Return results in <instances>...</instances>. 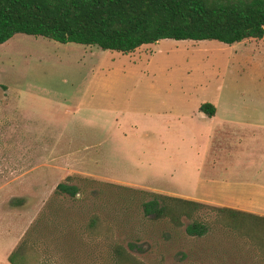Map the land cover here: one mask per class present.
I'll return each mask as SVG.
<instances>
[{
  "label": "rangeland",
  "instance_id": "1",
  "mask_svg": "<svg viewBox=\"0 0 264 264\" xmlns=\"http://www.w3.org/2000/svg\"><path fill=\"white\" fill-rule=\"evenodd\" d=\"M198 102L216 104L230 121L206 142L219 161L214 177L237 189L264 183V39L166 38L128 53L22 33L1 43L0 200L3 209L23 210L14 248L22 261L127 264L114 254L123 246L138 260L130 264H264V222L254 217L233 225L219 205L197 201L203 205L192 219L181 217L176 226L143 211L154 195L178 197L173 189L192 181L168 158L205 144L193 141L197 125L178 119ZM165 125L185 130L187 141L153 144L151 130ZM80 134L88 135L86 157H59L66 148L57 140ZM193 219L204 224V235L185 233ZM3 233L0 227V244ZM16 262L22 264L20 255Z\"/></svg>",
  "mask_w": 264,
  "mask_h": 264
},
{
  "label": "trees",
  "instance_id": "2",
  "mask_svg": "<svg viewBox=\"0 0 264 264\" xmlns=\"http://www.w3.org/2000/svg\"><path fill=\"white\" fill-rule=\"evenodd\" d=\"M18 33L122 53L166 38L214 39L233 44L246 38L264 39V0H0V44ZM199 109L209 116L215 113L214 105L208 102ZM57 189L72 196L77 192L64 184H58ZM202 205L195 200L156 194L142 207L147 216L168 217L179 226L181 217L192 219V211ZM216 207L232 216L233 225L245 216L264 222V216L258 214ZM205 232L204 224L196 219L185 227L189 236ZM260 235L263 242L264 235ZM19 252L18 247L10 253L11 264H18L17 255L25 264ZM114 252L121 262L138 261L123 246Z\"/></svg>",
  "mask_w": 264,
  "mask_h": 264
},
{
  "label": "crops",
  "instance_id": "3",
  "mask_svg": "<svg viewBox=\"0 0 264 264\" xmlns=\"http://www.w3.org/2000/svg\"><path fill=\"white\" fill-rule=\"evenodd\" d=\"M202 103L204 102H198L193 112L190 111V113L187 114L183 112L179 113L178 119L179 121L181 119L183 124L187 122L191 123L192 125H197L198 129H191L193 141L201 140L204 141L205 144H202V146H197V149L191 153L173 155L172 157L168 158V161L171 162V167H173V171L175 173L181 176H193L192 181L188 182V180H186V185L177 187L178 189H173L176 190L175 192L168 189H164L162 187H157L156 185L147 182H138L122 179L121 181L129 183L135 182L137 184L144 183L147 188L153 190L156 189L161 191L166 190L174 192L176 196L185 199L202 201L212 205H219L224 207L241 208L245 211L264 215V183H242L240 184L241 187L237 189L235 188V184L232 186L231 184L218 181L214 177V174L217 171L216 169L217 165L219 164V161L218 157H214V155L208 152V150L206 149V142L214 134V130L218 129L219 126H223L227 123H230V121L227 120L228 118L221 117L219 115V109L216 104H213L215 107V113L213 115L209 116L205 114L199 109ZM151 112H149V114ZM194 117H196L197 120H194ZM168 126L169 125H165L164 129L160 131H154V129L151 130V134H149L148 136H151L150 138L153 140H151L153 144L155 143V141H160V144L166 145L168 148L172 144L180 142L183 143V140L187 141L185 138L188 137V134L184 133L186 132L185 130H181V132H179V130H166L165 128H168ZM77 141L81 143L82 150L78 149L76 145ZM88 141V135L82 134L76 137L67 136L63 140H57V144L59 147L64 146L66 148L64 152L65 154H62L63 156L59 154V157H62L65 160L77 159L79 161H82L84 157H86V153L89 149L87 145ZM96 150V158L98 164V157L100 156L101 148L99 150L98 147H96ZM103 155L104 153L102 154V157ZM42 165L46 164L42 163ZM47 165L53 166V164L49 162L47 163ZM32 169L35 171L37 168ZM230 186L232 188L229 189L228 187ZM1 190L2 188H0V191ZM8 200L9 199L7 198L6 201ZM3 202L1 199L0 227L4 230L3 237H6V241L3 242V244H0V248L5 246L3 248L2 253L0 254V264H7V262H9L8 256L14 250L17 244V240L20 237L19 232L21 230V224L19 223L18 219H20V216L22 215V213L20 212H22L23 210L20 209V212H18V209L16 208L7 210L3 209V207L1 208V206H3Z\"/></svg>",
  "mask_w": 264,
  "mask_h": 264
}]
</instances>
